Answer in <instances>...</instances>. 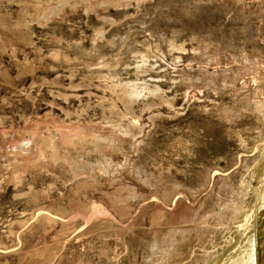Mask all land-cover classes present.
<instances>
[{
	"label": "rangeland",
	"instance_id": "1",
	"mask_svg": "<svg viewBox=\"0 0 264 264\" xmlns=\"http://www.w3.org/2000/svg\"><path fill=\"white\" fill-rule=\"evenodd\" d=\"M263 135L264 0H0V264H222Z\"/></svg>",
	"mask_w": 264,
	"mask_h": 264
},
{
	"label": "bare ground",
	"instance_id": "2",
	"mask_svg": "<svg viewBox=\"0 0 264 264\" xmlns=\"http://www.w3.org/2000/svg\"><path fill=\"white\" fill-rule=\"evenodd\" d=\"M254 152L256 164L251 173L258 183L253 189L255 205L240 217L236 226L238 247L222 264H264V135Z\"/></svg>",
	"mask_w": 264,
	"mask_h": 264
}]
</instances>
